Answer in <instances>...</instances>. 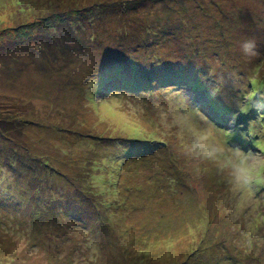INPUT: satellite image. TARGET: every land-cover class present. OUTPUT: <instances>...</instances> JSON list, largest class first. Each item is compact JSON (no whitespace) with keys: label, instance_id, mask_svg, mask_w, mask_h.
Returning a JSON list of instances; mask_svg holds the SVG:
<instances>
[{"label":"rangeland","instance_id":"1","mask_svg":"<svg viewBox=\"0 0 264 264\" xmlns=\"http://www.w3.org/2000/svg\"><path fill=\"white\" fill-rule=\"evenodd\" d=\"M140 1L0 0V264H264V169L184 149L187 98L264 163V0Z\"/></svg>","mask_w":264,"mask_h":264},{"label":"clouds","instance_id":"2","mask_svg":"<svg viewBox=\"0 0 264 264\" xmlns=\"http://www.w3.org/2000/svg\"><path fill=\"white\" fill-rule=\"evenodd\" d=\"M240 47L245 56L257 55V44L254 39L243 40ZM246 99L251 101V96ZM184 103L188 104L190 111L200 113V121L189 124L186 129L188 133V140L184 145L186 153L201 161L210 162L222 176L226 177L233 188L249 185L257 169H264V163H258L251 150H244L230 143L228 133L217 129L215 124L187 98ZM237 107L243 113L249 110V104L246 103Z\"/></svg>","mask_w":264,"mask_h":264},{"label":"trees","instance_id":"3","mask_svg":"<svg viewBox=\"0 0 264 264\" xmlns=\"http://www.w3.org/2000/svg\"><path fill=\"white\" fill-rule=\"evenodd\" d=\"M155 1H157V0H143V2H142V0L139 2V4H138V6L139 5H141L142 4V6H144L145 7V9L147 8V6L149 7V5H148V2H155ZM158 2L159 3H164L163 5L165 6L164 8H166L167 10L166 11H173L172 10V8H173V5L170 3V0H158ZM124 1L122 2H120V5H119V8H121V9H119V11H118V9L117 10H115L116 12L115 13H117V14H119V16L120 17H122V16H124L125 14H127L128 13V11L126 10V8H127V6H125L124 4ZM176 3V6H174V12L175 13H177L178 11H179V9L182 7V4H184V2L181 0L180 1V3H178V2H175ZM113 4L115 5V6H117L118 7V4L117 3H114L113 2ZM154 4V3H153ZM200 5V3L198 2V7H200L199 6ZM141 7V6H140ZM187 9V8H186ZM15 15H17V13L15 14ZM17 17V16H16ZM15 19V16L13 17V19H11V20H14ZM152 29V28H151ZM128 36H130V35H128ZM154 36H157V34H154ZM131 37V36H130ZM132 42H133V45L131 46V48L134 46V47H136L137 45H139V46H142V44H140L141 42H139V39H138V41H134V39L132 40ZM148 43H150L149 41H147L146 42V44H148ZM124 54H125V56H126V51L124 52ZM264 64H262V66H261V70H262V68L264 69ZM260 70V71H261ZM261 73V72H260ZM129 85H132V86H137L136 84V82H133V81H130L129 83H128ZM190 84V83H189ZM254 84H256L257 86L255 87V85ZM191 85V84H190ZM192 85H193V88H195V86L197 85V84H193L192 83ZM249 85H251L252 86V89H253V92H255L256 90H263L264 89V78L261 80L260 78H259V74L258 75H256V78H251V81H250V83H249ZM196 87H198V86H196ZM205 97H207L208 98V96H206L205 95ZM255 97H257V96H255ZM254 105V104H253ZM16 120H20V121H15L16 123L15 124H13V123H11L9 120H7V122L9 123V126L7 127V128H9L10 129V131L12 132V134H22V133H24L25 131H24V127H26V122L23 120V119H16ZM5 136L6 137V133L4 132V130H1L0 131V136ZM9 136V135H8ZM8 139L9 140H11V136H9L8 137ZM67 180H71V182H72V184H74V182L75 183H77V180H76V178H74V179H70V178H66ZM77 185H78V183H77ZM70 187H72L71 185H70ZM98 203L100 204V203H104L103 201L102 202H100V201H98ZM48 211H46V213H47Z\"/></svg>","mask_w":264,"mask_h":264}]
</instances>
